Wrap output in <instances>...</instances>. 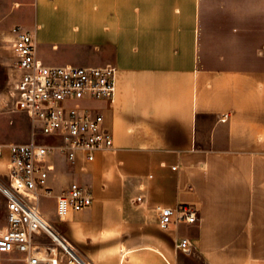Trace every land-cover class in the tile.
<instances>
[{
	"label": "crops",
	"instance_id": "obj_1",
	"mask_svg": "<svg viewBox=\"0 0 264 264\" xmlns=\"http://www.w3.org/2000/svg\"><path fill=\"white\" fill-rule=\"evenodd\" d=\"M0 18L44 65L117 69L114 103H94L113 149L57 159L55 198L74 180L93 196L66 221L120 226L93 264H183L181 238L194 264H264V0H0ZM185 204L198 222L161 230L157 207Z\"/></svg>",
	"mask_w": 264,
	"mask_h": 264
},
{
	"label": "built area",
	"instance_id": "obj_2",
	"mask_svg": "<svg viewBox=\"0 0 264 264\" xmlns=\"http://www.w3.org/2000/svg\"><path fill=\"white\" fill-rule=\"evenodd\" d=\"M9 35L14 62L6 107L9 112L22 113L35 133L52 143L32 141L0 147V159L3 148L7 151L5 167H0V194L6 206V224L0 232L2 263L56 264L60 255L64 264H93L53 227L41 211L40 199L42 194L51 193L47 183L55 172L57 159H62L69 168L79 164L83 170L94 161L98 151L113 149L112 135L94 103H114L117 69L112 65L47 66L37 59L34 36L29 30L12 25ZM227 117L222 115L220 121L225 122ZM136 201L140 202L141 197ZM92 202L90 187L71 181L56 197V217L66 221L69 216L89 209ZM157 211L159 228L164 231L172 221L194 224L199 220L197 209L187 204L177 209L157 207ZM48 228L56 231L61 241ZM37 235L49 236L54 246L36 244ZM41 247L48 259L38 255ZM176 248L186 255L192 253L187 238H181Z\"/></svg>",
	"mask_w": 264,
	"mask_h": 264
},
{
	"label": "rangeland",
	"instance_id": "obj_3",
	"mask_svg": "<svg viewBox=\"0 0 264 264\" xmlns=\"http://www.w3.org/2000/svg\"><path fill=\"white\" fill-rule=\"evenodd\" d=\"M10 27V25H6L5 22L0 18V147H5L9 143H29L32 141L39 144L52 143V141H50L48 138H44L35 133L31 122L22 113L9 112L6 107V104L8 102V82L12 73V66L14 62L13 52L10 47ZM6 155L7 151L5 150V148H3V157L0 159L1 162H5ZM58 166L60 168H58ZM59 169L61 172H67L69 168L65 163H63V161L56 160V178H54V172L48 180L47 187L51 188V193L42 194L40 199L41 211L51 222L53 227L59 233L64 235L76 249H78L82 254L84 253L85 255H83L84 257H86V259L92 262L89 256H87L90 250L96 248H109L107 250H113V246L117 244L116 238L120 233V226L113 225L112 227H102L96 225V223H92V225L88 226L83 225V223H80V225H78L74 219L70 221L58 220L55 213V196L65 183V181L59 178ZM83 213L85 212H81L80 214ZM130 217H132L131 214ZM5 224V203L3 197L0 194V232ZM99 227L102 228L101 233L97 232L99 233L98 236L94 237H100L102 235L101 237H105L104 239L107 240L89 241L88 239L86 242L78 241L79 237H82V235L86 236V233H88L90 229H100ZM35 243L40 246H54L50 237L47 235H37L35 238ZM178 257L182 260L183 264H194V262L189 260L187 256L181 251L178 252ZM2 258L3 257L0 256V264H3L1 260ZM50 264L52 263L50 262ZM56 264H64L60 255L58 256Z\"/></svg>",
	"mask_w": 264,
	"mask_h": 264
},
{
	"label": "bare ground",
	"instance_id": "obj_4",
	"mask_svg": "<svg viewBox=\"0 0 264 264\" xmlns=\"http://www.w3.org/2000/svg\"><path fill=\"white\" fill-rule=\"evenodd\" d=\"M0 165H3V164H0ZM44 223H45L46 225H48V221H47L46 218H45V220H44ZM48 230H49V232L51 233V235H53V236L55 237V239H58L59 241H61V237L59 236V234H58L56 231H54V230L51 229V228H48ZM40 249H41V250H39V254H38V255H39L40 257H43L44 259H48L44 247H41ZM53 250H54V253H57V251H56L55 249H53Z\"/></svg>",
	"mask_w": 264,
	"mask_h": 264
}]
</instances>
